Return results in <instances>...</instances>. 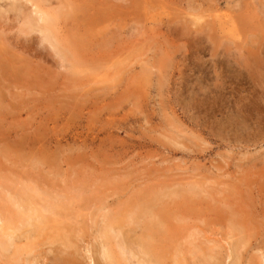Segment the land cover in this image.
Segmentation results:
<instances>
[{
	"label": "rangeland",
	"instance_id": "obj_1",
	"mask_svg": "<svg viewBox=\"0 0 264 264\" xmlns=\"http://www.w3.org/2000/svg\"><path fill=\"white\" fill-rule=\"evenodd\" d=\"M21 1H0V264H116L106 213L120 264H264V0ZM10 203L40 220L2 230Z\"/></svg>",
	"mask_w": 264,
	"mask_h": 264
},
{
	"label": "bare ground",
	"instance_id": "obj_2",
	"mask_svg": "<svg viewBox=\"0 0 264 264\" xmlns=\"http://www.w3.org/2000/svg\"><path fill=\"white\" fill-rule=\"evenodd\" d=\"M1 1V0H0ZM12 2H10V4L11 3H13L14 4V1L15 2H17V1H19V0H11ZM22 1H25V0H22ZM21 1V2H22ZM27 2H28V0H26ZM30 3H31V1H30ZM42 4V3H41ZM21 5V4H20ZM1 6V5H0ZM31 6H33V9H31V11H30V15H27V19H28V24L29 25H32L31 27H35V29L41 34V37H40V41H47V42H50V43H53V42H51V40L53 41V40H55L56 39V31L57 30H55V28H54V25H55V20L57 19L56 17H57V15L59 14V13H57V15H54V13L53 14H51V13H47L46 11H44V9H42L41 7H40V5H38L37 3H33ZM2 8V7H1ZM16 8V7H15ZM8 9V7H6L5 8V10L4 9H1L2 11H8L7 10ZM19 9H20V7H19ZM20 10H22V9H20ZM24 10V9H23ZM14 12V11H13ZM24 13V12H23ZM36 15L34 18H32L31 17V15ZM55 14H56V12H55ZM22 19H24V18H22ZM22 26V25H21ZM28 28V27H27ZM30 28V27H29ZM57 41V40H56ZM58 42V41H57ZM59 43V42H58ZM52 47V46H51ZM54 47V46H53ZM57 48V47H56ZM56 49H54V51H55ZM58 50H61V49H58ZM64 51V50H63ZM61 52V51H60ZM59 53V52H58ZM61 55H62V52H61ZM66 53L64 54V57L63 58H66ZM67 55L69 56V54L67 53ZM70 59V58H69ZM29 192V191H28ZM188 192V191H187ZM190 192V191H189ZM30 193V192H29ZM156 193V192H155ZM11 194V193H10ZM10 194H7V195H10ZM6 195V194H5ZM4 195V196H5ZM6 195V196H7ZM17 195V194H16ZM71 195V194H70ZM69 194L68 195H64V198H65V202L64 201H60V203L61 204H59L60 206V208L61 209H65L66 210V205H65V203L67 204V209L70 207V205L72 204V200L74 199V201H75V196H73V194H72V196H70ZM194 195H195V192H194ZM193 195V193H192V196H194ZM12 196V195H11ZM18 196H20V195H18ZM153 195H151V197H152ZM158 196H159V194H156V195H154L151 199H150V197H148L147 198V200H142V202L141 203H139V207H138V209L141 211V212H144V213H146V214H149V215H152V216H154L155 217V220H149L148 222H147V224H146V239H145V246H146V248L147 249H149L151 252H153L154 254H158L159 252H157L154 248V246H152V244H151V242H152V238L154 237V236H156V235H159L160 233H161V224H162V220L161 221H159L160 220V218L162 219H164V217L166 216L165 214V210L163 209V208H158V207H156V205L157 204H161L160 206H163V203L161 202V200H160V198H158ZM14 197V196H13ZM12 197V198H13ZM56 197V196H55ZM74 197V198H73ZM25 198V197H24ZM24 198H23V200H24ZM27 198L28 199H31V197L30 196H27ZM57 198V197H56ZM55 198V199H56ZM158 198V199H157ZM5 199H8V198H5ZM28 199H26L25 201H27ZM44 199V198H43ZM48 199V198H47ZM51 199V198H50ZM49 199V200H50ZM59 199H60V196H59ZM59 199H57V200H59ZM143 199V198H142ZM149 199V200H148ZM192 199V198H191ZM14 200H15V198H14ZM13 200V201H14ZM57 200H55V202L57 201ZM64 200V199H63ZM160 200V201H159ZM163 200V199H162ZM6 201V200H5ZM12 202V199L10 200V197H9V201L8 202ZM30 201V200H29ZM54 201V200H53ZM8 202H6V203H8ZM20 202V201H19ZM31 202L32 201H30V202H27V203H29V204H31ZM48 202V201H47ZM165 202V201H164ZM12 203H15V202H12ZM33 204H35L34 203V201L32 202ZM45 203V202H44ZM51 203V202H50ZM57 203H59V202H57ZM64 203V204H63ZM11 204V203H10ZM48 203H46L45 204V206L47 205ZM54 204H56V203H54ZM14 205H16V204H14ZM19 205V204H18ZM58 204H56V206H57ZM166 205V204H165ZM6 206H9V205H6ZM11 207L9 208V207H7V208H9L8 210H9V214L6 216V224L4 223V228L2 229V230H5L8 226H7V224L8 225H12V224H14V222L15 221H20V219H22V216H24V214L22 215V213H21V215L19 214V208H12V204L10 205ZM44 206V205H43ZM44 206V207H45ZM19 207H21V206H19ZM27 207V206H26ZM39 207H41V209H42V206H39ZM49 207V206H48ZM164 207V206H163ZM6 208V207H5ZM27 208H29V211H26V213H30V214H28V217L27 216H24V218L25 217H27L28 219H29V217H31L32 215H31V213L33 212H35V211H33L34 209H32V208H30V207H27ZM53 208V207H52ZM57 208V207H56ZM102 208V207H101ZM165 208V207H164ZM54 209V208H53ZM2 210V209H1ZM22 210V209H21ZM21 210H20V212H21ZM28 210V209H27ZM52 210V209H51ZM55 210V209H54ZM22 211H24V210H22ZM48 211V210H47ZM2 212V211H1ZM49 212V211H48ZM51 212V211H50ZM56 212V211H55ZM3 213V212H2ZM2 213L0 214V222H4L3 220H2V218H1V215H2ZM7 213V212H6ZM6 213H5V215H6ZM24 213V212H23ZM35 213H37V212H35ZM34 213V214H35ZM59 213V212H58ZM33 214V215H34ZM52 214H54V213H52ZM118 214V213H117ZM133 214V213H132ZM3 215H4V213H3ZM2 215V216H3ZM40 215H41V211H40ZM36 216V217H35ZM101 216V215H100ZM119 216H121V215H119ZM119 216H117V215H110V214H107L106 213V215H104V219H103V221H104V223H103V226H101V230H100V235L102 236V238H103V248H104V250H105V254H107L108 255V257H110L112 260H113V262H115L116 264H120L121 263V255L125 252V250L126 249H124V245H123V242H121V240L120 241H117L116 240V243L115 244H113V242H114V240H115V238L116 237H120V231H121V227H122V225H123V220H121V217H123V216H121V217H119ZM34 217L35 218H37V221L38 220H40V219H38V217H37V215L35 214L34 215ZM41 217V216H40ZM156 217H158V218H156ZM167 217V216H166ZM165 217V218H166ZM42 218H44V217H42ZM151 218H153V217H151ZM25 220V219H24ZM36 220V219H35ZM102 221V222H103ZM49 222V219L47 218L46 219V221H45V223H48ZM1 223V224H2ZM161 223V224H160ZM1 224H0V229H1ZM16 224V223H15ZM15 224L13 225V226H15ZM17 224H18V222H17ZM20 224V223H19ZM3 225V224H2ZM7 226V227H6ZM17 227H19V226H17ZM9 228V227H8ZM13 228H15V227H12L11 229H13ZM16 229V228H15ZM115 229H117V231L115 230ZM112 230L114 231L113 233H112ZM6 232V234H7V230L5 231ZM13 232V231H12ZM12 232L11 233H8L7 235L8 236H10V234H12ZM115 232H116V234H115ZM14 234V233H13ZM7 235H5V242H7V240H8V242H9V237H8V239L6 240V238H7ZM62 235V234H61ZM60 236V235H59ZM12 239V238H11ZM1 240H2V236H1ZM0 240V246H1V248L4 246V242L3 241H1ZM4 240V239H3ZM12 241V240H11ZM142 243V242H141ZM12 245L14 244V242L13 243H11ZM7 245H8V243H7ZM116 247L118 248V250L119 251H117L116 250ZM238 247V246H237ZM5 248H6V246H5ZM2 250H4V249H2ZM5 251V250H4ZM17 251V250H16ZM18 253H19V250L17 251ZM126 252H127V250H126ZM16 252H14V254H15ZM16 255V254H15ZM126 255V254H125ZM19 256V255H18ZM235 257H236V255H235ZM15 259H16V257H15ZM13 261V260H12ZM16 261V260H15ZM133 261V260H132ZM60 262H62V261H60ZM64 262V261H63ZM131 262V261H130ZM207 262V261H206ZM74 263V262H73ZM62 264V263H61ZM66 264V263H65ZM131 264V263H130Z\"/></svg>",
	"mask_w": 264,
	"mask_h": 264
}]
</instances>
